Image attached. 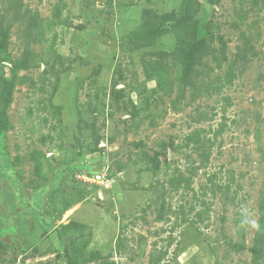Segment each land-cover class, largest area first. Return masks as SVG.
Segmentation results:
<instances>
[{"label":"rangeland","instance_id":"1","mask_svg":"<svg viewBox=\"0 0 264 264\" xmlns=\"http://www.w3.org/2000/svg\"><path fill=\"white\" fill-rule=\"evenodd\" d=\"M0 264H264V0H0Z\"/></svg>","mask_w":264,"mask_h":264}]
</instances>
